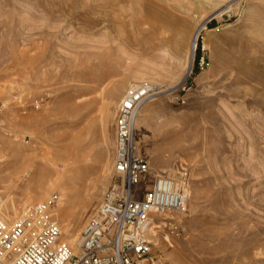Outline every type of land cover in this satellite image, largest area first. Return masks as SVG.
Wrapping results in <instances>:
<instances>
[{
    "label": "rangeland",
    "instance_id": "1",
    "mask_svg": "<svg viewBox=\"0 0 264 264\" xmlns=\"http://www.w3.org/2000/svg\"><path fill=\"white\" fill-rule=\"evenodd\" d=\"M142 82L161 93L136 118L141 188L191 179L160 264H264V0H0V216L56 196L62 239L78 235L114 180V109Z\"/></svg>",
    "mask_w": 264,
    "mask_h": 264
},
{
    "label": "built area",
    "instance_id": "2",
    "mask_svg": "<svg viewBox=\"0 0 264 264\" xmlns=\"http://www.w3.org/2000/svg\"><path fill=\"white\" fill-rule=\"evenodd\" d=\"M202 65L201 56L198 66ZM157 92L150 83H138L115 107L114 180L85 220L76 245L62 239L59 224L48 213L58 200L54 196L13 221L0 217V264H160L154 240L166 228L163 219L187 212L191 179L181 168L175 175H155L148 189L141 188L150 169L140 154L134 122L141 105Z\"/></svg>",
    "mask_w": 264,
    "mask_h": 264
},
{
    "label": "bare ground",
    "instance_id": "3",
    "mask_svg": "<svg viewBox=\"0 0 264 264\" xmlns=\"http://www.w3.org/2000/svg\"><path fill=\"white\" fill-rule=\"evenodd\" d=\"M161 93V92H160ZM160 93H156V95L157 94H160ZM155 95V96H156ZM144 104H146V103H144ZM144 104H142L141 105V107L144 105ZM140 107V108H141ZM140 108H139V110H140ZM139 110L137 111V115H138V112H139ZM137 115H136V118H137ZM136 118H135V122H134V127H135V123H136ZM136 129V128H135ZM62 198H64V197H62ZM58 201V200H57ZM53 216V215H52ZM1 217V216H0ZM63 217V216H62ZM1 218H3V219H5V220H7L5 217H1ZM163 220H174V218L173 217H167V218H165V219H163ZM8 221V220H7ZM71 228V227H70ZM66 236V238L64 239V241L70 246H74V245H76V243H77V241H78V237H79V234L77 235V234H75V229H74V227L73 228H71V229H68L67 231H66V234H65ZM156 240H157V238H155V240H154V242L156 243Z\"/></svg>",
    "mask_w": 264,
    "mask_h": 264
}]
</instances>
